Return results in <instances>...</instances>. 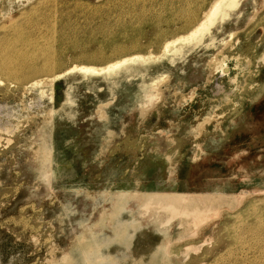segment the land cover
I'll list each match as a JSON object with an SVG mask.
<instances>
[{"label":"rangeland","instance_id":"rangeland-1","mask_svg":"<svg viewBox=\"0 0 264 264\" xmlns=\"http://www.w3.org/2000/svg\"><path fill=\"white\" fill-rule=\"evenodd\" d=\"M251 4L213 47L171 62L148 27L138 50L128 40L142 19L162 41L182 35L191 0H0V27L21 21L63 57L125 47L105 61L66 56L60 71L151 59L145 95L137 78L67 82L71 119L54 114L52 83L29 88L55 72L20 88L0 75V122L13 125L0 135V264H264V179L243 169H264V0Z\"/></svg>","mask_w":264,"mask_h":264},{"label":"bare ground","instance_id":"bare-ground-1","mask_svg":"<svg viewBox=\"0 0 264 264\" xmlns=\"http://www.w3.org/2000/svg\"><path fill=\"white\" fill-rule=\"evenodd\" d=\"M253 1L254 0H191L192 7L190 11L188 13H185L184 11L182 12V15L184 16L181 26L182 35L168 41H162L165 36L163 35L164 33L160 31V29H158L156 25H150L151 23L148 20L142 19L143 22L138 25L136 34H134L132 38L128 40L129 47L132 48L133 51L141 48V44H139V38L142 36L141 32L146 27H148L147 29H150L151 31L150 36L147 37L149 44L153 46H161L160 49L162 57L167 56L169 61L174 62L175 60L180 59L181 57L183 58L187 53L193 52L199 47H203L205 49L208 47H213L215 41L218 39L217 34L221 33L224 29V23L231 19L233 15H240V13L245 10L244 8H248L250 5H252L251 3ZM174 13L176 14L175 11L170 10L166 15L170 17L172 15H175ZM30 14L36 17L39 12L36 8L33 9ZM19 22L21 23V21H18V23ZM29 22L31 23V21ZM261 22L264 24V20ZM20 23L18 25L16 23H14L15 25L11 23L12 25L7 24L0 27V32L5 33V36L0 39V75L6 81H12V83H10L13 84V86L20 88V86L22 87L23 83L19 84L20 86H16L17 83L19 81L22 82L26 78L28 80V77L30 78V75L32 74H34V76L36 77L37 75L35 73L38 72L39 74V71H48L50 74L51 72H55V75H53L50 80L34 82L29 86V88L32 89L37 87L41 83H52L58 88V90L55 91L54 95L51 98L55 104V115L62 114V116L64 115L68 117V119H71L74 115V113L72 112V107L75 104L72 93L73 86L71 84L68 85L67 82L73 83L75 81L88 80L90 86H93L95 80L98 79L104 81L108 88H112L117 86L120 80L130 81L131 79L136 80L135 78H137L136 82L140 87V93L145 95L146 90L142 87L145 84H148V82L146 81V75L148 69L147 61L150 59V56H121V58L109 62L104 66H101V68H96L93 65L73 64L70 66H65V68L61 67L62 70L60 71V66L64 64L61 63V59H66V56L71 57L72 59H75L77 61H105L108 60L112 54L114 56L124 53L123 49L125 47L122 45H118L117 48H113L112 50H107L111 47H105L107 51L95 50L93 52H89V50H83L82 47V50L78 49V47L74 45L68 49V55L63 57L60 55L62 52H60L59 43L53 42V44L46 46L43 40L34 39V42L36 44L35 50L31 52H28L27 50L24 52H19L16 49L17 47L20 49L22 47H30L34 43L30 38H25L26 35H21V31H24V26L23 24L20 25ZM147 29H145V31H147ZM228 54H231V56H234L235 58L241 56L234 53ZM155 58L156 57H154L153 59ZM29 61L32 63V65L28 63ZM218 68L220 73H222L221 75L224 74L225 76H227L229 74V69L227 67L224 68V66L219 64ZM57 69L60 71H58L59 73H56L57 71L55 70ZM5 80L4 82H6ZM25 81L26 80H24L23 82ZM14 82L17 83H15L14 85ZM10 87L7 86V88ZM38 92L42 94L40 90H38ZM8 123L9 122L3 124L0 122V135L1 133L9 134V131L13 125L11 126V128H8ZM2 137L4 138V136ZM27 141L30 142L32 140L29 139ZM0 142H3V140ZM3 145H1V147ZM243 169H245V177H258L259 181H261V179H264V177H261V175L263 174L262 170L264 169H258L249 165H243ZM258 178H256L257 181ZM253 188L256 187L253 186Z\"/></svg>","mask_w":264,"mask_h":264}]
</instances>
